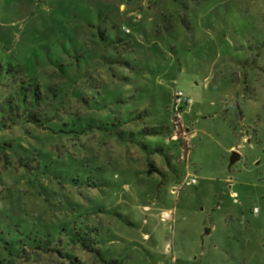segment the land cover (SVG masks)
I'll return each instance as SVG.
<instances>
[{
    "label": "rangeland",
    "instance_id": "1",
    "mask_svg": "<svg viewBox=\"0 0 264 264\" xmlns=\"http://www.w3.org/2000/svg\"><path fill=\"white\" fill-rule=\"evenodd\" d=\"M0 63V264H264V0H0Z\"/></svg>",
    "mask_w": 264,
    "mask_h": 264
},
{
    "label": "trees",
    "instance_id": "2",
    "mask_svg": "<svg viewBox=\"0 0 264 264\" xmlns=\"http://www.w3.org/2000/svg\"><path fill=\"white\" fill-rule=\"evenodd\" d=\"M12 70L15 71V75L13 74V79H10V80L16 85L17 88L12 95H9L6 99H4L2 102H0V114L4 115L3 119L6 120V116H8L9 118L11 116V118H12L11 122H12L14 120V118H16V117L20 118V119H22L23 117H27L29 121L32 120V122H35V123H41L42 120L48 119L46 114L42 113V111L39 113V112H32V110H30L31 107L33 108L32 102H30L31 99L33 101H35L36 103H39V102L44 103L45 100L47 99L46 94H44L43 91L40 89V85L35 83L36 78H35V80L31 79V78L24 80L20 76L21 71L19 68H15V69L11 68L10 69L9 67H4L0 63V81L1 80H9L6 78L4 73L7 72L8 74H10L12 72ZM16 74L19 76L16 77ZM28 114H29V116H28ZM8 117H7V119H8ZM11 124H15V122L13 121ZM78 232H79V235H76V236L80 238V239H78V242L82 245V247L91 248L93 250V252H95L96 254L101 256L100 250H98V246H97V245H99L100 242L98 241L97 238H93V236L91 235L94 233L97 234V229H90L89 231L85 230L83 233H81V231H78ZM88 235H90L91 238H87ZM30 237L27 241H25L23 239H21L19 241L16 240V242H15L16 243V249L15 250L17 252H21V249H23L24 247H28L29 249H32L31 244H29L30 241H32V243H35V246H34L35 250L51 251V249H48V245H50V242H48V240H46L44 237L37 236V237H35V238H37L35 240H33ZM8 245H10V244H8ZM90 245H91V247H90ZM92 246H97V247L95 248ZM0 248H2V246H0ZM7 249H8V247H6V250ZM8 250H10V249H8ZM24 250H25V248H24ZM7 264H8V262H7ZM110 264H121V262L118 260H115V261H112Z\"/></svg>",
    "mask_w": 264,
    "mask_h": 264
},
{
    "label": "built area",
    "instance_id": "3",
    "mask_svg": "<svg viewBox=\"0 0 264 264\" xmlns=\"http://www.w3.org/2000/svg\"><path fill=\"white\" fill-rule=\"evenodd\" d=\"M129 32V30H127ZM174 103H175V106L177 105H182V104H188L189 103V99H186L185 96H184V93L182 91H179L175 94V100H174ZM197 184V178L196 177H193V176H187L186 178V182H185V185L186 186H192V185H195ZM172 213L170 212H166L163 217H162V220L164 222L166 221H170L173 219L172 217Z\"/></svg>",
    "mask_w": 264,
    "mask_h": 264
},
{
    "label": "water",
    "instance_id": "4",
    "mask_svg": "<svg viewBox=\"0 0 264 264\" xmlns=\"http://www.w3.org/2000/svg\"><path fill=\"white\" fill-rule=\"evenodd\" d=\"M241 159V155L238 151H234L232 154V157L230 159V163H229V169H231L236 163H238ZM205 233L209 234L210 233V229H205Z\"/></svg>",
    "mask_w": 264,
    "mask_h": 264
}]
</instances>
